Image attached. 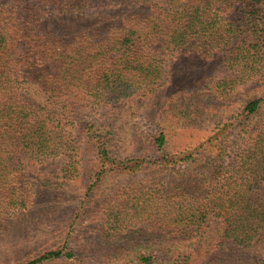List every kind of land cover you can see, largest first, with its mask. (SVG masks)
<instances>
[{
  "label": "trees",
  "instance_id": "obj_1",
  "mask_svg": "<svg viewBox=\"0 0 264 264\" xmlns=\"http://www.w3.org/2000/svg\"><path fill=\"white\" fill-rule=\"evenodd\" d=\"M187 56L199 68L190 81L176 75ZM238 86L253 90L232 105ZM210 98L224 116L195 147L171 150L166 120L139 132L156 161L117 151L115 109L194 124ZM84 144L88 191L110 173L179 170L145 219L149 234L185 244L113 264H264V0H1L0 218L34 204V166L54 165L58 185L77 175ZM48 175L37 182L51 186ZM70 258L86 264L70 242L10 264Z\"/></svg>",
  "mask_w": 264,
  "mask_h": 264
},
{
  "label": "rangeland",
  "instance_id": "obj_2",
  "mask_svg": "<svg viewBox=\"0 0 264 264\" xmlns=\"http://www.w3.org/2000/svg\"><path fill=\"white\" fill-rule=\"evenodd\" d=\"M196 62L193 57H184L176 75L187 81L192 80L199 73ZM252 90L250 86L247 91L238 86L237 93L231 98L235 101L232 105H239L241 96L246 98ZM142 108L140 104H135L133 110L127 106L117 108L107 116V124L112 122V126L119 131L117 151L121 155L131 154L146 162L156 161L159 155L145 143V136L139 134L142 129L150 131L153 126H164L165 121L170 120L164 126L170 135V149L179 150L198 145L210 133L218 117L224 116L220 100L211 98L205 104L204 115L195 116L198 120L194 124L191 121L193 116L185 119V122H176ZM93 116L98 122L104 120L101 112H95ZM81 151L85 159L79 164V173L61 185L56 182H61L62 177L53 175L56 174L54 165L33 167L30 181L35 188L34 204L28 210L3 214L0 218V264L27 261L45 250L63 246L64 242H70L86 264H113L120 258L131 259L138 251L146 250L145 246L157 250L163 244L172 250L174 245L185 244L177 238L161 240L156 234H149L156 229V224L152 219H145L149 210L155 211L159 207L155 202L149 203L150 194L159 197L161 183L179 177L178 168H152L134 174L110 173L88 191L94 170V152L85 144ZM229 153L233 154V151ZM193 171L197 172V169ZM45 173H49L48 177H54V183L49 187L37 182ZM121 210L125 212L122 215L124 221L119 223L115 213ZM152 225L153 229L150 227ZM118 227L120 234L115 231ZM49 264L73 262L72 258L58 259Z\"/></svg>",
  "mask_w": 264,
  "mask_h": 264
}]
</instances>
